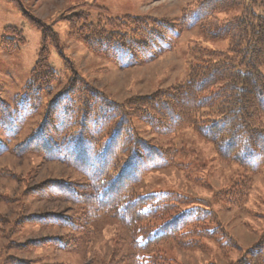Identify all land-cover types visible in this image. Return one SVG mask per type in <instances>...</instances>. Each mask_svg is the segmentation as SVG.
<instances>
[{"label":"trees","instance_id":"trees-1","mask_svg":"<svg viewBox=\"0 0 264 264\" xmlns=\"http://www.w3.org/2000/svg\"><path fill=\"white\" fill-rule=\"evenodd\" d=\"M11 1L40 32V48L27 81L11 104L0 98V132L13 140L42 112L38 127L12 150L13 155L34 154L44 161L59 162L87 181L46 179L30 185L15 173H0L24 181L21 196L67 203L59 211L23 212L15 221L2 218L3 223L14 225L5 235L2 264H48L45 258L16 255L48 247L77 250L82 241L73 233L92 234L91 224L105 218L125 228L130 240L126 247L131 254L115 264H162L166 262L163 246L190 250L202 247L204 240L223 243L230 252L240 251L209 210L198 206L184 209L182 204L189 205L192 200L174 193L135 194L149 172L174 166L179 150L140 136L133 121L148 126L149 134L157 139L190 129L209 143L220 162L238 168L237 181L221 191L216 201L225 210L242 206L254 175L264 166V74L260 72L264 65V0H192L180 7L179 23L147 13L110 18L102 8L92 20L87 12L69 9L61 17L68 38L121 71L172 53L180 36L192 29H198L205 40L229 41L224 51L194 44L189 48L184 80L122 102L82 78L52 26L28 14L18 0ZM24 44L19 29H3L0 48L4 53H13ZM52 48L70 74L56 93L59 75L49 64ZM8 151V146L0 143V156ZM0 200L6 204L18 201ZM26 225L44 231L57 228L66 231L67 237L32 239L24 234ZM14 234L25 241H12ZM234 264H264V231Z\"/></svg>","mask_w":264,"mask_h":264},{"label":"rangeland","instance_id":"rangeland-1","mask_svg":"<svg viewBox=\"0 0 264 264\" xmlns=\"http://www.w3.org/2000/svg\"><path fill=\"white\" fill-rule=\"evenodd\" d=\"M18 1L28 14L52 26L58 34L60 44L64 46L65 53L73 60L78 74L117 102H122L132 95L148 94L160 87L184 80L187 75L189 48L194 44L211 51H224L228 48L227 39L205 40L198 29H192L180 36L172 53L151 64L121 71L114 63L89 52L81 42L68 38L67 26L61 17L67 15L69 9H74L76 12H87L90 19L94 20L100 13L99 8H102L105 10L104 14L110 18L147 13L156 17H167L174 23H179L180 7L192 0ZM5 27L19 29L25 40L23 46L10 54L4 53L0 48V98L10 105L37 61L40 32L28 24L11 0H0V39ZM49 64L59 75V80L54 85L56 93L69 79L70 74L54 48L50 51ZM260 72L264 74V65L260 67ZM46 100L44 98L43 103H46ZM41 119L42 112L28 121L13 140H7L0 132V143L9 148L8 153L0 156V173H15L30 185L46 179L86 182L85 176L59 162L44 161L34 154L22 158L13 155L12 150L38 127ZM133 126L140 136L152 137L165 147L174 146L179 150L175 165L149 172L136 186L135 194L174 193L181 198L192 200L189 205L182 204L184 209L198 206L209 210L223 225L226 234L241 248L240 251L230 252V248L223 243L207 240L202 241V247L190 250H180L170 244L162 248V255L166 258V262L162 264H234L245 250L257 242L264 231V166L254 175L242 206L231 210L221 209L222 206L216 199L220 197L221 191L229 189L237 181L236 165L220 162L211 145L190 129H184L168 139H157L149 134L148 126L141 122L134 120ZM24 188V181L0 176V198L18 200L12 204L0 200V220L5 217L15 221L23 212L40 213L43 209L59 211L61 206L67 204L44 203L29 196H21ZM13 226L0 221V264L6 256L1 253L7 243L5 235ZM25 228L28 229L24 232L25 236L32 239L47 235L67 237L66 231L57 228H50L49 231L41 230L35 225H26ZM90 228L92 234L73 233L74 238L80 237L82 241L77 250L65 251L48 247L16 256L31 260L45 258L44 263L48 264H115L114 261L131 254V249L126 247L130 241L127 230L115 220L105 218L92 223ZM20 237L12 235V241H25L26 238L21 240ZM158 264L161 263L158 261Z\"/></svg>","mask_w":264,"mask_h":264}]
</instances>
